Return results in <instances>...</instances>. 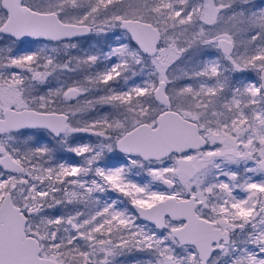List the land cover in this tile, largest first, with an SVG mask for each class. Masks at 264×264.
Returning <instances> with one entry per match:
<instances>
[{"label":"snow or ice","instance_id":"snow-or-ice-1","mask_svg":"<svg viewBox=\"0 0 264 264\" xmlns=\"http://www.w3.org/2000/svg\"><path fill=\"white\" fill-rule=\"evenodd\" d=\"M129 256L264 264V0H0V264Z\"/></svg>","mask_w":264,"mask_h":264},{"label":"rangeland","instance_id":"rangeland-1","mask_svg":"<svg viewBox=\"0 0 264 264\" xmlns=\"http://www.w3.org/2000/svg\"><path fill=\"white\" fill-rule=\"evenodd\" d=\"M257 2H259V0H257ZM103 43H104V41H103L102 38H94V39L84 38V42L82 43V47L84 48L85 51H87V50H89L92 47H102ZM73 54L76 55L78 53L74 52ZM253 75H255V74L253 73ZM94 139L95 138L92 137L91 140H90L89 137L84 135V142H91ZM66 158H71V157L66 156ZM76 159L79 160L80 158L77 157ZM125 259H127V261H129V264H130V262L133 259V257L129 256V257L125 258Z\"/></svg>","mask_w":264,"mask_h":264}]
</instances>
